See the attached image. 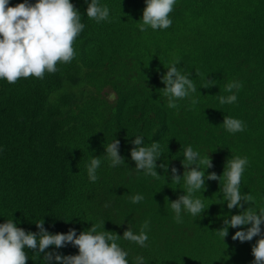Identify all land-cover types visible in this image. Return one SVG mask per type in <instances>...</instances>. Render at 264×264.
Returning a JSON list of instances; mask_svg holds the SVG:
<instances>
[{
  "label": "trees",
  "instance_id": "trees-1",
  "mask_svg": "<svg viewBox=\"0 0 264 264\" xmlns=\"http://www.w3.org/2000/svg\"><path fill=\"white\" fill-rule=\"evenodd\" d=\"M90 2L71 0L85 25L71 62H58V70L46 71L43 79H0V223L13 220L39 233L36 222L43 220L50 234L75 229L77 235L98 225V231L120 236L129 264L137 256L144 264H254L252 247L260 236L232 239L250 225L229 226L224 239L217 230L249 206L264 207V0H176L172 25L144 32L138 25L145 0H99L109 8L108 20L99 23L86 15ZM176 60L197 91L169 108L161 76ZM208 80L215 84L201 87ZM233 81L242 85L237 101L220 104L218 97L230 95L225 86ZM225 116L242 120L244 131L229 133ZM137 135L145 146L160 145L158 179L135 168ZM115 139L125 163L112 167L106 147ZM188 145L211 157L206 176H222L228 159L248 157L240 190L254 196L255 204L242 201V208L228 209L224 178L206 179L205 190L194 193L206 209L196 217L182 210L177 223L171 201L187 190L182 160ZM93 157L101 160L94 183L87 175ZM173 167L179 184L171 180ZM137 194L144 199L132 203ZM145 221L146 247L123 238L128 228L139 234ZM45 251L66 256L79 250L69 243ZM25 252L26 264H47L38 249Z\"/></svg>",
  "mask_w": 264,
  "mask_h": 264
},
{
  "label": "clouds",
  "instance_id": "clouds-1",
  "mask_svg": "<svg viewBox=\"0 0 264 264\" xmlns=\"http://www.w3.org/2000/svg\"><path fill=\"white\" fill-rule=\"evenodd\" d=\"M145 2L142 23L138 25L141 32L146 31L147 27L157 30L167 29L172 25L173 21L169 18V14L172 13L176 0H145ZM86 15L97 23L106 21L109 18V8L100 5L99 0H91ZM84 27L80 12L71 0H36L34 4L24 0L15 6H10L9 0H0V79L15 84L22 77L34 76L43 79L46 71L55 73L58 70L56 67L58 62L69 63L74 59L76 52L73 45ZM179 62L176 60L172 63L167 67V72L161 76V81L165 85L162 88L163 94L168 98L169 108H177V100L187 98L197 91L190 73L182 74L178 69ZM196 74L199 75L198 72ZM208 81V84L201 87L206 88L215 84L211 83V80ZM241 87L239 81L228 83L225 91L230 95L219 96V103L222 105L235 103L236 92ZM109 99L114 100V94L110 95ZM192 103L196 104L198 101L192 99ZM223 126L231 134L242 132L245 128L242 120L231 116L224 117ZM132 143L135 146L131 149V159L135 162V168L144 171L145 175L158 179L160 174L156 171V161L162 154L159 143L154 141L150 146H145L144 138L140 135H137ZM119 144L120 141L115 139L106 147L107 158L111 161L112 167L125 163L124 157L119 154ZM183 157L182 165L185 168L183 178L187 190L184 195L171 201L177 223L182 222L180 215L182 210L196 217L201 216L206 209L203 201L194 195L201 189L205 190L206 179L220 182L221 178H224L222 190L228 209L242 208V201L250 205L255 204L254 196L242 195L240 190L242 175L249 163L248 157L235 156L228 159L222 176H218L215 172L206 176L205 169L212 167L211 157L207 155L202 158L191 145L185 148ZM100 164V158L93 157L87 165V175L93 183L98 179L96 173ZM190 165L195 167L189 169ZM159 167L165 172L168 170L167 163H162ZM171 171L173 173L171 180L179 184L181 176L177 174V169L173 167ZM143 199L144 197L139 194L131 197L132 203H139ZM262 223H264V207L257 211L253 206H249L239 214L232 215L230 219L225 218L224 226L217 231L224 239L228 235L229 226L239 228L250 225L246 230L236 231L232 239L244 242L260 236L252 247V254L254 264H264ZM36 225L39 233L26 232L23 228L17 227L13 220L0 223V264H26L28 259L26 247L34 252L38 249L39 253H44L43 257L47 264H51L53 259L59 264H129V254L118 244L120 236L115 232L98 231L99 226L92 225L87 231H81L79 235L75 229H70L67 233L50 234L44 228L43 220L36 222ZM148 228L149 222L145 221L139 234L128 228L124 231L123 238L146 247ZM69 243L78 248V254L65 256L45 251L50 246L61 248ZM136 264H144V257L137 256Z\"/></svg>",
  "mask_w": 264,
  "mask_h": 264
}]
</instances>
